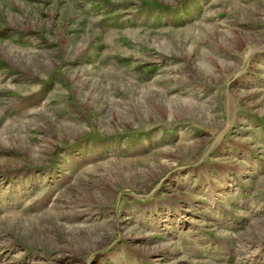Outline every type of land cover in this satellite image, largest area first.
I'll return each instance as SVG.
<instances>
[{
    "label": "rangeland",
    "instance_id": "obj_1",
    "mask_svg": "<svg viewBox=\"0 0 264 264\" xmlns=\"http://www.w3.org/2000/svg\"><path fill=\"white\" fill-rule=\"evenodd\" d=\"M0 264H264V0H0Z\"/></svg>",
    "mask_w": 264,
    "mask_h": 264
}]
</instances>
